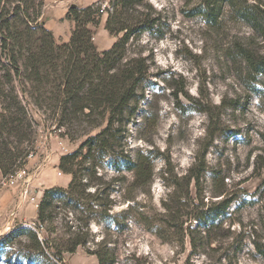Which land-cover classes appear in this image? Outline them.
Segmentation results:
<instances>
[{
    "label": "rangeland",
    "instance_id": "1",
    "mask_svg": "<svg viewBox=\"0 0 264 264\" xmlns=\"http://www.w3.org/2000/svg\"><path fill=\"white\" fill-rule=\"evenodd\" d=\"M97 1L109 7L108 0H44L58 44L76 27L69 8ZM143 3L135 13L151 28L130 38L125 57L146 73L113 126L108 114L67 116L61 105L39 101L32 83L8 80L4 68L12 66L0 62V112L11 121L0 118V151H21L0 167V264H62L60 247L78 240L85 243L63 253L65 264H100L101 255L105 264H264L257 249L264 246V74L250 63L264 59V0H222L216 21L198 11L199 1ZM106 18L92 27L99 50L118 39ZM11 112L27 139L11 128ZM75 151L77 182L68 188L73 176L60 162ZM51 188L64 191L47 199L42 223L38 208Z\"/></svg>",
    "mask_w": 264,
    "mask_h": 264
},
{
    "label": "trees",
    "instance_id": "2",
    "mask_svg": "<svg viewBox=\"0 0 264 264\" xmlns=\"http://www.w3.org/2000/svg\"><path fill=\"white\" fill-rule=\"evenodd\" d=\"M194 1H199L196 8L209 20L216 21L222 13V0H186L187 3ZM143 2L108 0L107 8H103L101 1L83 8L71 6L66 17L75 21L76 27L70 41L58 44L52 31L45 26L44 0H0V62L6 59L12 66L4 68L3 76L11 80L23 75L25 81L32 83L35 93L39 92V101L54 107L61 105L67 116L72 112L89 110L87 114H98L104 119L108 114L107 128L113 126L115 121L122 122L130 101L136 95L137 86L146 73V67L141 61H126L125 57L130 38L151 28L148 19H141L135 13L136 6H143ZM104 12L107 13L105 29L118 39L111 48L99 50L94 42L92 27L101 24ZM250 63L257 72L264 74V59H251ZM11 107L15 106H3V109L7 112L11 111ZM72 107L76 110L70 111ZM10 114L13 124L11 128L23 135V139H27L28 133L22 132L23 119L16 117L18 113ZM0 118L11 123L3 112H0ZM5 150L0 151V167L3 171L8 168L4 160L8 159L11 164H15L21 153L19 149ZM77 155L75 151L61 157L60 169L73 176L68 188L77 182ZM132 170L135 179L139 181L144 175L142 165L137 163ZM61 191L64 190L51 188L44 191L38 208L40 222L44 223L49 218L48 207H45L47 199L61 194ZM18 232H29L36 238V234L29 228L21 227ZM42 242L52 249L49 241ZM84 243L78 240L66 249L60 247L56 254L58 261L65 264L63 253L73 252ZM37 244L41 248L39 241ZM257 249L264 255V246L258 244ZM99 262H106L102 255L99 256Z\"/></svg>",
    "mask_w": 264,
    "mask_h": 264
},
{
    "label": "bare ground",
    "instance_id": "3",
    "mask_svg": "<svg viewBox=\"0 0 264 264\" xmlns=\"http://www.w3.org/2000/svg\"><path fill=\"white\" fill-rule=\"evenodd\" d=\"M111 43H112L111 40L105 42L106 45H111ZM48 172H49V171H48ZM50 174H52V173H50ZM61 175H62V174H61ZM63 178H64V177H63ZM68 180H69V179H68ZM66 183H67V182H66ZM41 185H42V184H41ZM41 197H42V193H40V195L37 196V199H40ZM33 206L36 208V206H37L36 203L33 204Z\"/></svg>",
    "mask_w": 264,
    "mask_h": 264
},
{
    "label": "built area",
    "instance_id": "4",
    "mask_svg": "<svg viewBox=\"0 0 264 264\" xmlns=\"http://www.w3.org/2000/svg\"><path fill=\"white\" fill-rule=\"evenodd\" d=\"M14 174H16V176L17 175H20V176H22L23 175V171H15V173Z\"/></svg>",
    "mask_w": 264,
    "mask_h": 264
},
{
    "label": "crops",
    "instance_id": "5",
    "mask_svg": "<svg viewBox=\"0 0 264 264\" xmlns=\"http://www.w3.org/2000/svg\"><path fill=\"white\" fill-rule=\"evenodd\" d=\"M104 20V19H103ZM102 23L104 24V21H102ZM46 26V25H45Z\"/></svg>",
    "mask_w": 264,
    "mask_h": 264
},
{
    "label": "water",
    "instance_id": "6",
    "mask_svg": "<svg viewBox=\"0 0 264 264\" xmlns=\"http://www.w3.org/2000/svg\"><path fill=\"white\" fill-rule=\"evenodd\" d=\"M75 4H73L72 6H74Z\"/></svg>",
    "mask_w": 264,
    "mask_h": 264
}]
</instances>
